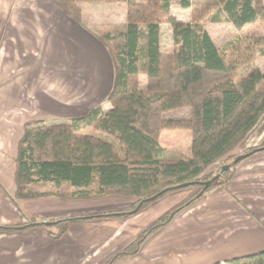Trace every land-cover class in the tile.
<instances>
[{
	"label": "trees",
	"instance_id": "16d2710c",
	"mask_svg": "<svg viewBox=\"0 0 264 264\" xmlns=\"http://www.w3.org/2000/svg\"><path fill=\"white\" fill-rule=\"evenodd\" d=\"M53 1L69 20L81 25L79 5L88 0ZM179 6L189 9L191 4L189 0H180ZM207 16L212 23H228L243 33L249 26L264 21L263 0H216L215 5L193 10L190 24L179 23L172 17L168 0L128 1L126 30L99 39L113 64V84L105 98L111 109H96L68 122L48 125L37 121L24 127L15 160L16 200L115 196L137 199L133 209L31 222L21 228L0 227V232L39 227L47 229L49 237L56 240L72 223L125 219L168 194L196 189L189 199L154 221L105 263L116 264L135 256L149 237L205 193L215 188L226 189L236 166L264 151V147L247 150L237 157H241L237 162L223 165L213 177L205 174L231 153L264 115V72L253 69L233 81L228 69L231 61L216 48L201 25L200 21ZM162 22L172 28L173 51L169 55L160 52ZM141 74L147 80L145 90L139 88ZM182 109L190 111L189 119L163 117ZM83 129H92L102 136L82 134ZM168 130L190 132L188 158H167L158 138ZM225 166L228 169L222 171ZM38 184H52L55 192L37 193L33 187ZM224 264H264V251Z\"/></svg>",
	"mask_w": 264,
	"mask_h": 264
},
{
	"label": "crops",
	"instance_id": "0c3cea01",
	"mask_svg": "<svg viewBox=\"0 0 264 264\" xmlns=\"http://www.w3.org/2000/svg\"><path fill=\"white\" fill-rule=\"evenodd\" d=\"M27 1L36 10L24 21L39 22L41 34L34 44L22 48L24 76L11 78V101L6 103L11 108V126L0 128V227L21 228L31 222L115 214L134 198L16 200L13 161L25 124L49 118L68 122L96 109H111L105 98L112 88L114 70L98 39L126 30L127 0H88L80 4L81 25L69 20L55 1ZM172 17L182 24L191 23L174 14ZM201 25L217 49L215 38L228 36L222 31L237 32L228 23L209 21ZM161 33L160 26L162 53ZM238 68L235 62L228 69L233 74ZM253 69L264 72V66L256 61ZM140 79L144 82L139 81V88L145 90L146 77ZM167 114L163 116L166 120L190 118L188 110L168 118ZM181 141L189 150L190 132L162 131L158 138L167 153L181 148ZM262 147L264 115L231 153L239 157L247 150ZM189 155L190 150L177 159ZM186 210L171 230L167 232L166 227L152 235L135 256L116 264H224L264 251V151L241 161L226 189L210 190ZM137 219L123 223L113 219L75 222L56 240L49 237L47 229L39 227L0 232V264H105L137 235L138 224L142 228ZM172 255L184 259L179 261Z\"/></svg>",
	"mask_w": 264,
	"mask_h": 264
},
{
	"label": "rangeland",
	"instance_id": "374dc122",
	"mask_svg": "<svg viewBox=\"0 0 264 264\" xmlns=\"http://www.w3.org/2000/svg\"><path fill=\"white\" fill-rule=\"evenodd\" d=\"M117 1H121V0H117ZM128 1L130 0H127V2ZM132 1L139 3V2H143L144 0H132ZM168 1L171 6L170 8L171 15L174 14L178 16L181 20H186V21L189 20L190 22L192 21L193 10L200 11L205 6L216 4L215 0H190L191 7L189 9H182L181 7H179L180 0H168ZM27 2H28L27 0H0V128H4V129H7V126L9 125L11 126V117H10L11 108H9V106L6 105L7 102L11 101V78L14 79L23 78L24 76V68L22 66V58L24 57V55L21 54L22 48L24 46H31L32 44H34L36 41H38V37H40L41 34L39 32V26H40L39 22L36 21L33 23L30 20L24 21L25 16H27V18L29 16H32V14L34 13L33 11L36 10L35 6H28ZM209 18L210 16L209 17L207 16L204 19H202L200 22L201 23L209 22ZM160 26L162 27L161 51L163 55H169L173 51L171 26L165 22H162ZM141 27L143 28L144 26L141 25ZM222 33H226L228 36L225 39H223L222 35L221 38H217V37L215 38L216 44L218 46V50L222 54L226 55L227 59L231 61V64L237 62L239 65V68L233 74L230 75L233 81L237 82L240 78L246 76L248 71L253 69L255 61L259 62L260 65L264 66V54H261L262 52H264V43H262L264 42V21H258L257 23L249 26L244 30L243 33L235 32L232 30L229 32L222 31ZM216 35L217 33H215V36ZM257 42H261V43L257 44ZM18 48H20L21 50L18 51ZM248 50L252 52L251 55H248L247 53ZM109 60L111 62L110 57ZM111 66L113 68L112 62H111ZM142 76L144 75L142 74L139 75L138 83L141 80L140 83L143 84L144 81L140 79V77ZM85 95L86 94L84 93L81 99H83ZM105 103L107 102L105 101ZM185 112H187V109L172 111L169 112V114H167V118L170 114L183 115V113ZM43 122H45L48 125L62 123L61 120L55 118L45 119ZM174 131H184V130H174ZM81 133L95 134L97 136H102L98 132L93 131L92 129H83L81 130ZM185 144L186 143L182 142V146L181 148H179L181 150L179 149L176 150L174 148L171 151H169L167 153V158L177 159V157L183 156L185 151L186 152L189 151L187 149V145ZM245 152H243L242 154H244ZM237 156L238 155H235V152L229 153L222 160L217 162L215 165L211 166L206 171L205 174L210 178L213 177L214 175L219 173V169L223 165L231 164L234 158ZM15 160L16 157L13 161L14 165H15ZM15 170H16V166H15ZM14 182H15V174H14ZM33 190L37 193L55 192V188L52 184H38L37 186L33 187ZM195 192L196 189L194 188L177 191L166 195L164 198H162L159 201L152 203L151 205H149L147 208L140 211L136 215L126 217L125 219H116V218H112V219L123 223L125 221L134 220L135 218H138L137 221L142 223L140 224L142 228L138 224L139 231L137 235L131 240L133 241L143 230H145L148 226H150L154 221H156L158 218H160L167 212H170L175 207H177L178 205L189 199ZM111 197H115V196H111ZM47 198H55V197H47ZM58 200L77 201V200H63V199H58ZM137 201L138 200L135 198L131 199L129 201V203L130 202L131 203L130 204L128 203L129 205H127L126 207L124 206L121 207L119 212H114V213L117 214V213H124L131 211L135 206V204L137 203ZM186 211L187 210L185 209L176 216V218L174 219L176 220L174 225L172 226L170 225L174 221L173 220L170 224L163 227L159 231L163 230L166 227H168L167 232L171 230L173 226H176V224H178L177 222L180 223V220L183 218L181 217V215L184 214ZM54 221L55 220H48L46 221V223L54 222ZM123 248H121L118 252H120ZM173 257L174 258L178 257L179 261H182L184 259L182 256L179 257L174 255Z\"/></svg>",
	"mask_w": 264,
	"mask_h": 264
},
{
	"label": "water",
	"instance_id": "95a60500",
	"mask_svg": "<svg viewBox=\"0 0 264 264\" xmlns=\"http://www.w3.org/2000/svg\"><path fill=\"white\" fill-rule=\"evenodd\" d=\"M241 158V157H240ZM240 158H236L234 162H237ZM228 169V166H225L222 168V171H226Z\"/></svg>",
	"mask_w": 264,
	"mask_h": 264
}]
</instances>
